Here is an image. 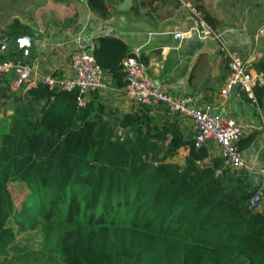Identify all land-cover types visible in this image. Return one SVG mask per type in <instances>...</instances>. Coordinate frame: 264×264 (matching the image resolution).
Here are the masks:
<instances>
[{
  "label": "trees",
  "instance_id": "16d2710c",
  "mask_svg": "<svg viewBox=\"0 0 264 264\" xmlns=\"http://www.w3.org/2000/svg\"><path fill=\"white\" fill-rule=\"evenodd\" d=\"M86 3L108 18L104 0ZM202 19L214 29L209 15ZM28 35L14 21L6 43ZM90 49L111 84L123 88L122 63L132 56L126 43L97 36ZM0 62L29 64L12 51H0ZM18 79L16 69L0 75V107L11 110L0 133V257L16 247L8 222L30 213L61 223L54 247L63 264H264V209L250 208L255 190L245 174L222 170L220 161L207 165L206 149L196 150L152 106L120 115L93 94L78 107L77 91L26 81L13 90ZM251 142L239 140V151ZM10 184L28 194L21 212Z\"/></svg>",
  "mask_w": 264,
  "mask_h": 264
},
{
  "label": "crops",
  "instance_id": "0c3cea01",
  "mask_svg": "<svg viewBox=\"0 0 264 264\" xmlns=\"http://www.w3.org/2000/svg\"><path fill=\"white\" fill-rule=\"evenodd\" d=\"M104 1L106 20L92 14L86 0H0V46L9 45L5 36L14 21L28 30L29 35L24 37L34 40L31 54L26 55L24 49L18 52L28 58L29 64L25 66L32 72L22 81L31 86L39 84V78L46 75L71 76L69 57L78 39L90 48L97 36L120 38L131 55L140 49L148 75L162 82L167 94L189 99L192 106L210 109L243 127L242 139L251 138L252 142L241 151L242 157L253 170H264V87L254 88V102L240 90L224 96L229 68L219 43L194 37L182 41L172 38V34L196 26L198 18L206 13L215 21L214 29L207 25L211 31L227 49L237 52L250 70L257 71L259 64L264 65V0H128L124 10V0ZM162 49H167L165 55ZM107 79L109 90L97 93V101L120 115L139 107L124 98L123 88L114 87L108 76ZM18 81L13 85L19 87L22 81ZM152 107L153 115L161 122L169 118L183 138L194 141L196 130L187 117L165 115L164 106ZM205 149L207 165L220 161L219 150L213 143H207ZM185 155L186 151L180 150V159ZM239 173L248 177L246 182L251 189L258 188L259 183L252 176Z\"/></svg>",
  "mask_w": 264,
  "mask_h": 264
},
{
  "label": "built area",
  "instance_id": "2783aa9c",
  "mask_svg": "<svg viewBox=\"0 0 264 264\" xmlns=\"http://www.w3.org/2000/svg\"><path fill=\"white\" fill-rule=\"evenodd\" d=\"M196 38L200 41L212 39L219 43L221 54L228 61L229 78L222 91L227 96L234 87L244 93L248 99L254 102L253 90L256 87H264V70L252 71L239 54L227 49L220 37L198 18L197 25L183 33H174L172 38L182 41L186 38ZM8 45H1L0 51H6ZM140 49H136L132 56L122 63L124 75V98L138 106H164L170 114L187 117L196 130L194 147L196 150L205 148L207 143H213L219 150V158L222 169L231 172H244L249 176L258 175L259 186L249 200V206L254 211L264 209V170H253L243 159L237 147V142L242 139V128L232 119L214 114L210 109H199L191 105L189 99L175 98L166 93L165 85L155 81L147 73V67L140 58ZM162 55L167 49H162ZM71 76L57 77L46 75L40 77L38 83L47 87L50 91H77L76 102L78 107H84L93 94L109 90L107 76L96 65L91 49L78 39L75 49L69 57ZM12 69H16L19 81L31 75V69L27 66L15 67L10 62H0V75Z\"/></svg>",
  "mask_w": 264,
  "mask_h": 264
},
{
  "label": "rangeland",
  "instance_id": "374dc122",
  "mask_svg": "<svg viewBox=\"0 0 264 264\" xmlns=\"http://www.w3.org/2000/svg\"><path fill=\"white\" fill-rule=\"evenodd\" d=\"M1 33L4 34V31ZM35 34L36 36L39 35L37 32ZM41 75L44 74L41 73ZM12 89L17 90V85L14 84ZM10 112L8 105L5 108L0 107V133L6 131L5 124ZM9 189L12 194L14 209L16 212H21L28 195L25 188L22 185L10 184ZM14 220H10L7 225L15 232L14 245L16 247H14V251L9 252L7 257H0V264H63L54 247L55 240L63 232L60 222L55 220L43 222L39 217L30 213L26 214L24 221L18 223Z\"/></svg>",
  "mask_w": 264,
  "mask_h": 264
},
{
  "label": "water",
  "instance_id": "95a60500",
  "mask_svg": "<svg viewBox=\"0 0 264 264\" xmlns=\"http://www.w3.org/2000/svg\"><path fill=\"white\" fill-rule=\"evenodd\" d=\"M128 4V0H124V5L122 7V10L125 9V7ZM153 36V35H152ZM150 36V37H152ZM24 49L25 54H31L34 50V40L32 38H28V37H23V38H19L11 43H9V45L7 46V50L6 53L12 51V52H20ZM232 91L236 92L237 91V87H234L232 89ZM252 178L259 183L260 178L258 175H252Z\"/></svg>",
  "mask_w": 264,
  "mask_h": 264
}]
</instances>
